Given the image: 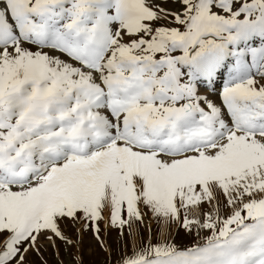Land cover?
Wrapping results in <instances>:
<instances>
[{"label": "snow or ice", "instance_id": "obj_1", "mask_svg": "<svg viewBox=\"0 0 264 264\" xmlns=\"http://www.w3.org/2000/svg\"><path fill=\"white\" fill-rule=\"evenodd\" d=\"M264 264V0H0V264Z\"/></svg>", "mask_w": 264, "mask_h": 264}, {"label": "rangeland", "instance_id": "obj_2", "mask_svg": "<svg viewBox=\"0 0 264 264\" xmlns=\"http://www.w3.org/2000/svg\"><path fill=\"white\" fill-rule=\"evenodd\" d=\"M91 244L90 237L85 238V247H84V257H85V264H92L93 261H102L103 256L98 255L95 252H91L89 245Z\"/></svg>", "mask_w": 264, "mask_h": 264}]
</instances>
